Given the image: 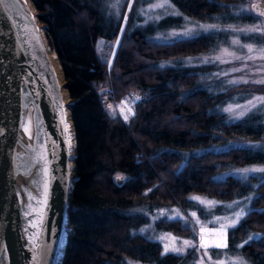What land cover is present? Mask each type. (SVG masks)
Instances as JSON below:
<instances>
[{
  "label": "trees",
  "instance_id": "16d2710c",
  "mask_svg": "<svg viewBox=\"0 0 264 264\" xmlns=\"http://www.w3.org/2000/svg\"><path fill=\"white\" fill-rule=\"evenodd\" d=\"M119 1V6L117 0H40L39 5L31 1L36 13H43L45 39L61 65L75 139L76 176L68 206L73 233H67L55 264H180L199 249L191 246L183 254L162 253L160 241L141 232L139 224L150 204L186 205V195L197 193L219 202L250 194L248 209L254 211L228 229V247L243 240L239 250L247 263L264 264V234L256 233L264 231V180L251 175L240 181L232 173L216 177L228 165L259 161L264 152L233 144L211 148L254 137L255 115L230 120L217 112L222 94L209 85L211 65L190 64L214 44L216 36H174L157 27L161 24L141 18L146 0H133L108 68L127 3ZM236 2L173 0L178 13L192 20L221 23ZM176 16L169 18H176L172 29L182 26ZM137 56L142 60L134 62ZM107 86L116 95L140 97L127 121L101 105ZM117 175L125 179L118 181ZM210 176L217 182L206 178ZM158 222L182 234L193 231L187 219ZM248 232L255 235L245 239Z\"/></svg>",
  "mask_w": 264,
  "mask_h": 264
},
{
  "label": "water",
  "instance_id": "95a60500",
  "mask_svg": "<svg viewBox=\"0 0 264 264\" xmlns=\"http://www.w3.org/2000/svg\"><path fill=\"white\" fill-rule=\"evenodd\" d=\"M31 17L25 0L0 3V264H55L67 231L65 86Z\"/></svg>",
  "mask_w": 264,
  "mask_h": 264
},
{
  "label": "rangeland",
  "instance_id": "374dc122",
  "mask_svg": "<svg viewBox=\"0 0 264 264\" xmlns=\"http://www.w3.org/2000/svg\"><path fill=\"white\" fill-rule=\"evenodd\" d=\"M36 1L37 5L41 4L40 0ZM255 1L256 0H237V2L233 4L232 9L226 14L227 21L225 23L209 22L206 20H192L184 13H178V9L173 4V0H146V2L144 3V7L141 8V18H146L147 20H149L150 17V20L152 19L153 24H161V27L158 28L168 29L171 33H185L187 30H191L187 35L211 33L212 35L216 36V41L214 42V44H212L207 51L203 52L201 56L193 57L190 64L204 63L206 65H211V67H208L209 71L207 73L211 84H208L213 86L214 92L219 91L220 94H222L219 99V110L216 111L223 113L225 115V118L230 120H239L244 116L255 114L254 117L256 118V122L254 127L257 131L252 138L249 136L248 138H242L240 140L232 139L230 141H225L221 145L212 146L211 148L213 150L223 149L233 144L237 146H249L255 151L254 153L257 154L262 155V152H264V104H261L259 100L255 99L264 97V83H256V81L264 80V58H261L260 52L261 49H264V32L237 31V29H251L255 27L264 29V15L257 13V11L253 9V4ZM119 4L120 1L116 2V6H119ZM161 4L170 5V7H153L154 5ZM172 16H176L177 18L182 19L181 27H177L175 29H172L170 27L171 22L176 21V18L169 19ZM157 17L159 18L157 19ZM146 19L144 20L145 25L148 22ZM38 20L42 27H44V22L41 20L40 16L38 17ZM207 25H215L216 27H200ZM153 36V39L156 40V42H160V40H157L155 38L154 34ZM178 36L181 37L183 35ZM233 40H237L239 41V43L232 44ZM47 45L52 52L51 55L56 65L57 62L54 58L55 56L58 60L56 53L49 46L48 42ZM133 46L134 43H132V47ZM248 46L252 47V52H249ZM225 49H227V52L231 55L224 54L223 50ZM217 56H220L222 60H227L229 62L222 63L220 62V60L215 59ZM249 56L255 57V59H248ZM234 57H241L242 59H235ZM140 60H142L141 57H134V62H138ZM233 69H239V71H233ZM122 80H125L124 77L122 78ZM230 81H237V83H230ZM243 81L248 82L244 83ZM63 82L65 84L64 80ZM170 89H173V87H171ZM228 91L232 92L226 93ZM135 98V95L129 97L123 96L119 101L118 113L122 118L123 115L127 114L129 107H131L132 111L134 112ZM249 101H251L252 104L256 106L252 107V105L249 104ZM69 102H71V99H69ZM229 106H232V112L225 111V109H227ZM121 109H123V112H121ZM241 112H245V115L241 116ZM146 159L147 157L144 158V161ZM252 168H264V158L256 162L248 161L246 164L243 163L240 165H228L226 169L218 172L216 174V177L221 178L227 176L229 173H232L237 174V177L240 178V181L245 179L244 177L251 175L257 177L259 181H263L264 173L261 172L246 173L244 174V176H241L239 170ZM74 175L76 176L75 172ZM206 178L209 179L212 183L217 182L215 176ZM206 178H203L202 182L206 181ZM207 185L209 184L207 183ZM237 196L238 195H236L234 198H230V200H227L226 202H219L217 200L209 198L205 194H188L186 195V198H184V200L186 203L191 201V205L187 210L182 209V213L176 207L178 205H163L155 208V203H152L148 206L151 208L143 212L144 219L139 225L144 232L148 230L151 238H155L161 242L162 253L165 252L166 245L169 248L175 247L184 251L186 245L183 244V241L191 242L190 239H193L199 251L195 250L193 255L191 253L188 256H185L180 264H201V261H203V264H210L209 257H211V262H214V264H240L241 261H243V264H248L246 258L239 250V247L243 240H236L233 244L234 246L230 248L228 247L227 233L226 248H213V250H210L209 248L207 250V255H205V250L199 247L201 227H205L207 229L220 228L222 224L230 223L232 219H235V213L239 212L242 208L245 211L248 209V201L251 197L250 194L245 193L243 194V196ZM193 197H199L206 201H212L214 202L212 206L217 204L218 207L214 208L207 204H201L197 200L191 199ZM235 201H239L240 203L234 204ZM191 208L197 209L199 212H201V215L198 216L196 211L190 210ZM137 213L142 214V212L136 211V214ZM177 213H179L181 217L186 218L189 224L192 226L193 231L190 233L191 235L182 234L181 232L174 230H170V233L158 226L157 221L158 219L161 220L160 217L170 218L176 216ZM192 213H195L196 215L192 216ZM188 218L190 220H188ZM197 220H199V223H197ZM213 220H216L217 222L211 223V221ZM67 225V233H73L72 226H70L69 224ZM194 227H197L196 230ZM256 233L258 235L261 233L264 234V231ZM251 235H255V233L248 232L245 239H247L248 236ZM173 238H175V240H173ZM206 242L209 244L214 243L216 242V238L213 236H206ZM130 264L150 263L135 261V263L130 262Z\"/></svg>",
  "mask_w": 264,
  "mask_h": 264
},
{
  "label": "snow or ice",
  "instance_id": "6c2138e0",
  "mask_svg": "<svg viewBox=\"0 0 264 264\" xmlns=\"http://www.w3.org/2000/svg\"><path fill=\"white\" fill-rule=\"evenodd\" d=\"M117 2H119V0H117ZM0 3H2V0H0ZM170 7V5H165V4H161V5H154L153 7ZM259 7V6H257ZM129 10H131L129 8ZM261 15H264V12H261L260 13ZM32 19H34V17H31ZM159 17H157L158 19ZM200 27H205V28H215L216 26L215 25H207V26H200ZM33 31H38L37 29H33ZM191 30H187L185 33H181V34H177V33H173V35H187ZM237 31H246V32H264V29H261L260 27H255V28H251V29H237ZM239 41L237 40H233L232 41V44H238ZM248 50L249 52H252L253 49L251 46H248ZM224 51V54H227V55H231L230 53L227 52V49L223 50ZM261 52V58H264V49H261L260 50ZM235 59H242L241 57H234ZM216 60H220V62L222 63H227L229 61L227 60H222L220 56H217L215 58ZM248 59H255V57H252V56H249ZM233 71H239V69H233ZM226 75V73H225ZM244 83H247L248 81H243ZM230 83H237V81H230ZM256 83H264V80H260V81H256ZM136 100H139L140 97H136L135 98ZM257 100H259L261 102V104H264V97H259V98H255ZM249 104L252 105V107H255L256 105H253L251 101H249ZM111 107V106H109ZM237 107H240V106H237ZM248 110H251V109H248ZM225 111L227 112H232L233 111V108L232 106H229L227 109H225ZM121 112H123V109H121ZM135 113L132 111V108L129 107L128 108V111H127V114L123 115V119L125 121H127L129 119V116H132L134 115ZM241 116L245 115V112H241L240 113ZM67 129V125L65 124V130ZM25 131L26 132H29V135H30V131L29 129L26 127L25 128ZM46 169H45V173H46ZM241 176H244V174L246 173H253V172H261V173H264V168H252V169H243V170H239ZM246 178V177H244ZM116 179L119 181V180H123L125 179V177L123 176H117ZM47 195V184L45 183V196ZM30 198L31 195H30ZM191 199H195L197 200L199 203L201 204H207L209 206H212L214 204V202L212 201H206L202 198H199V197H193ZM240 202L239 201H235L234 204H239ZM254 211L253 209L249 208L248 211L246 212L243 208L235 213V219H232L230 223H227V224H222L220 228H213V229H207L205 227H201L200 229V245L199 247L204 249L205 250V255H207V250L209 248H226L227 247V243H226V233H227V229L229 228H234L237 226L238 223L241 222V220L248 214H251V212ZM196 214L195 213H192V216H195ZM171 219H174V220H179V219H182L183 217L180 216L179 213H177L176 216H173V217H170ZM219 219V218H217ZM217 221L216 220H213L211 221V223H216ZM197 223H199V220H197ZM206 236H213L216 238V242L214 243H207L206 242ZM253 239V237H249V240ZM173 240H175V238H173ZM247 243V241H246ZM183 244L186 245V246H192V247H195V245H192L190 241H183ZM241 247H243V245H241ZM168 251H175V252H180L182 251V249H178V248H175V247H172V248H169L167 245L165 246V252L167 253ZM209 261H210V264H214V262H211V257H209ZM201 264H203V261H201ZM240 264H243V261L240 262Z\"/></svg>",
  "mask_w": 264,
  "mask_h": 264
},
{
  "label": "bare ground",
  "instance_id": "6f19581e",
  "mask_svg": "<svg viewBox=\"0 0 264 264\" xmlns=\"http://www.w3.org/2000/svg\"><path fill=\"white\" fill-rule=\"evenodd\" d=\"M50 57L54 63V59L52 58V55L50 54ZM54 66L56 68V71L58 73L59 76H61V72H60V68L59 65L56 63H54ZM66 93V94H65ZM70 96L69 93L66 91H64V100L67 101V103L70 105L71 102H69ZM66 122H67V142H68V149H69V154L70 156L72 155V148H73V139H74V130H73V124H72V120L70 117V112L69 110L66 112ZM74 146H75V139H74ZM73 166H72V162H69V176H70V180H69V191H70V197L72 195V187H73V183H74V172H73ZM71 199V198H70Z\"/></svg>",
  "mask_w": 264,
  "mask_h": 264
}]
</instances>
